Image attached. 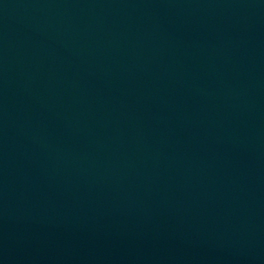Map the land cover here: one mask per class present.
I'll return each mask as SVG.
<instances>
[{
  "label": "water",
  "instance_id": "95a60500",
  "mask_svg": "<svg viewBox=\"0 0 264 264\" xmlns=\"http://www.w3.org/2000/svg\"><path fill=\"white\" fill-rule=\"evenodd\" d=\"M0 264H264V0H0Z\"/></svg>",
  "mask_w": 264,
  "mask_h": 264
}]
</instances>
